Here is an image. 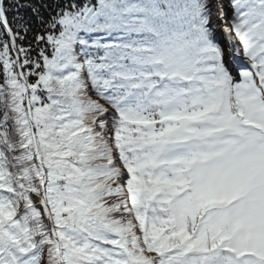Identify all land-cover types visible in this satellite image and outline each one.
<instances>
[{"label":"snow or ice","instance_id":"obj_1","mask_svg":"<svg viewBox=\"0 0 264 264\" xmlns=\"http://www.w3.org/2000/svg\"><path fill=\"white\" fill-rule=\"evenodd\" d=\"M0 264H264V0H0Z\"/></svg>","mask_w":264,"mask_h":264}]
</instances>
